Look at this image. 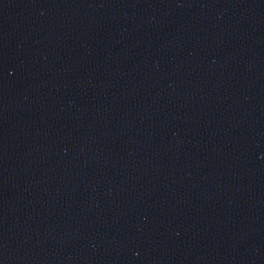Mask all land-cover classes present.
Segmentation results:
<instances>
[{
  "label": "water",
  "instance_id": "1",
  "mask_svg": "<svg viewBox=\"0 0 264 264\" xmlns=\"http://www.w3.org/2000/svg\"><path fill=\"white\" fill-rule=\"evenodd\" d=\"M0 264H264V0H0Z\"/></svg>",
  "mask_w": 264,
  "mask_h": 264
}]
</instances>
